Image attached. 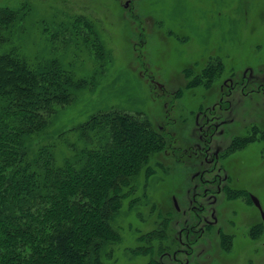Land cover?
Listing matches in <instances>:
<instances>
[{"label":"rangeland","instance_id":"1","mask_svg":"<svg viewBox=\"0 0 264 264\" xmlns=\"http://www.w3.org/2000/svg\"><path fill=\"white\" fill-rule=\"evenodd\" d=\"M31 3L14 29L22 53L94 76L49 117L45 140L108 110L142 115L162 135L100 264H264V224L249 199L264 213V0Z\"/></svg>","mask_w":264,"mask_h":264},{"label":"trees","instance_id":"2","mask_svg":"<svg viewBox=\"0 0 264 264\" xmlns=\"http://www.w3.org/2000/svg\"><path fill=\"white\" fill-rule=\"evenodd\" d=\"M31 4L0 6V264H100L119 239L113 223L122 201L162 135L142 115L108 110L45 140L49 117L94 76L77 79L57 57L22 53L14 29ZM83 24L91 38L84 43L101 61V44Z\"/></svg>","mask_w":264,"mask_h":264},{"label":"water","instance_id":"3","mask_svg":"<svg viewBox=\"0 0 264 264\" xmlns=\"http://www.w3.org/2000/svg\"><path fill=\"white\" fill-rule=\"evenodd\" d=\"M250 198H251V201L254 204V206L259 210L261 220L264 223V213H263L262 208H261V206L259 204V201L253 196H251ZM175 206H176V204H175ZM176 208H177V206H176Z\"/></svg>","mask_w":264,"mask_h":264},{"label":"flooded vegetation","instance_id":"4","mask_svg":"<svg viewBox=\"0 0 264 264\" xmlns=\"http://www.w3.org/2000/svg\"><path fill=\"white\" fill-rule=\"evenodd\" d=\"M229 110V109H228ZM223 123V122H222ZM212 135V134H211ZM207 145H209V143H206ZM252 195H250L249 196V199H250V201H251V197ZM258 200V199H257ZM251 203H252V201H251ZM259 204H260V202H259ZM252 205L254 206V204L252 203ZM261 206V205H260ZM176 207V206H175ZM255 207V206H254ZM256 208V207H255ZM262 208V207H261ZM257 209V208H256ZM176 210H178V208L176 209ZM258 210V209H257ZM263 211V210H262ZM258 212H259V210H258ZM259 214H260V212H259ZM261 218V217H260ZM264 224V223H263ZM191 231V230H190ZM190 233V232H189ZM186 234H187V232H186ZM195 236V235H194Z\"/></svg>","mask_w":264,"mask_h":264}]
</instances>
